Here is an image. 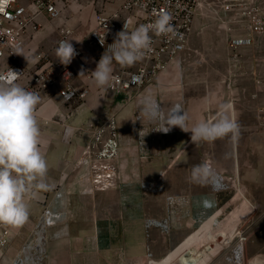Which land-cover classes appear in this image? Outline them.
Segmentation results:
<instances>
[{"label":"crops","instance_id":"crops-1","mask_svg":"<svg viewBox=\"0 0 264 264\" xmlns=\"http://www.w3.org/2000/svg\"><path fill=\"white\" fill-rule=\"evenodd\" d=\"M121 2L99 0L96 8L110 12ZM38 22V31H29L24 37L23 50L29 60L19 55L26 76L17 83L24 88L39 67V54L58 59L55 51L60 32L69 27L64 21L50 20L47 14ZM68 22L77 25L78 20ZM199 24L202 22L196 21L194 33ZM82 35L70 37V42L83 50V56L72 65L73 85L88 90L89 95L67 103L58 88L39 94L41 150L48 162L50 187L36 190L26 200L30 211L23 226H5L12 238L9 246L0 250V264H104V257L109 256L117 263L123 257L124 264L158 260L167 258L199 221L188 213L191 207L187 205L184 209L177 205L178 214L169 209L175 203L171 199L184 198L191 206L199 201L197 184L182 175L187 163L199 155L200 143L194 144L191 133L178 127L168 133L155 130L163 126L168 110L177 104L188 113L189 128L206 121L211 111L206 86L185 82L184 74L172 63L167 72L139 92L117 95L109 92L108 86L97 88L87 72L95 70L103 53L88 46L87 34ZM81 67L87 70L86 75L79 76ZM121 68L113 62V74ZM147 94L162 106L160 122H149L140 111L138 101ZM69 126L74 134L66 142L64 131ZM157 182H162L163 191L152 190ZM173 213L182 222L173 225L172 237L150 227L148 219L161 221ZM45 214L52 224L44 223Z\"/></svg>","mask_w":264,"mask_h":264},{"label":"rangeland","instance_id":"rangeland-1","mask_svg":"<svg viewBox=\"0 0 264 264\" xmlns=\"http://www.w3.org/2000/svg\"><path fill=\"white\" fill-rule=\"evenodd\" d=\"M97 2L61 0L62 16L54 22H66L74 31L72 38L84 36L99 12ZM76 18L77 25L68 22ZM196 28L189 50L175 67L184 74L185 82L206 86L211 105L206 121H214L220 106L227 105V114L239 125V137L235 143L230 137L200 142L199 155L187 163L182 176L192 182L193 167L208 163L223 178L224 186L214 190L210 185L192 182L201 193L192 206L184 198L171 199L175 202L171 213H180L177 205L183 209L187 205L191 207L188 213L199 221L167 258L130 264H264V37L254 46L241 49L235 60L222 28L212 22ZM151 188L164 190L162 182ZM205 200L212 201V206L204 207ZM174 213L161 221L148 219L157 222L150 227L172 237L173 225L182 222ZM213 216L215 219L207 223ZM104 259V264L125 262L123 257L119 263L113 256Z\"/></svg>","mask_w":264,"mask_h":264},{"label":"built area","instance_id":"built-area-1","mask_svg":"<svg viewBox=\"0 0 264 264\" xmlns=\"http://www.w3.org/2000/svg\"><path fill=\"white\" fill-rule=\"evenodd\" d=\"M60 1L0 0V74L6 73L8 68L22 73L16 83L26 76L19 55L13 52L17 46L25 47L24 37L29 31H38L40 16L47 14L50 20L61 18L63 7ZM163 11L171 15L175 34L157 37L150 33L153 39L151 51L134 66L122 67L113 74L109 92L117 95L139 92L155 82L189 50L198 20L203 24L212 22L223 29L231 57L235 60L241 49L254 46L256 38L264 36L263 0H122L118 9L95 14L93 26L84 39L88 46L104 53L114 42L116 34L124 29V24L132 31L141 24L153 22ZM73 33L70 27L63 28L59 42L70 40ZM73 46L78 55L67 66L58 59L39 54L36 63L39 67L25 88L38 94L58 88L59 95L67 103L85 100L89 91L74 87L72 67L83 56V50L78 44ZM44 221L47 225L52 224L49 214H45ZM11 238V231L0 225V250L9 246Z\"/></svg>","mask_w":264,"mask_h":264},{"label":"clouds","instance_id":"clouds-1","mask_svg":"<svg viewBox=\"0 0 264 264\" xmlns=\"http://www.w3.org/2000/svg\"><path fill=\"white\" fill-rule=\"evenodd\" d=\"M171 20V15L163 11L153 22L141 24L132 31L124 24V29L116 34L95 70L87 72L91 73L92 83L101 89L108 86L113 79V62L122 67H131L141 61L151 51L153 39L150 33L157 37L174 35ZM70 41H60L55 51L58 61L65 66L71 64L78 55ZM13 53L29 60L22 47L17 46ZM86 71L81 67L79 76L86 75ZM21 74L10 68L0 74V225L14 228L23 226L29 219L30 209L26 200H30L36 190L50 187L47 182L48 162L41 150V127L37 111L41 97L16 83ZM138 104L143 117L149 122H160L164 117L162 106L151 94L140 98ZM226 109L227 105H221L214 121H200L189 128L188 113L177 104L168 110L163 126L155 131L168 133L173 127H178L191 133L194 144L226 137L235 143L239 137V125L230 118ZM73 134L74 129L66 127L64 140L67 142ZM191 180L210 185L214 190L224 186L223 178L208 163L194 166ZM203 204L206 208L211 207L212 201L205 200Z\"/></svg>","mask_w":264,"mask_h":264}]
</instances>
